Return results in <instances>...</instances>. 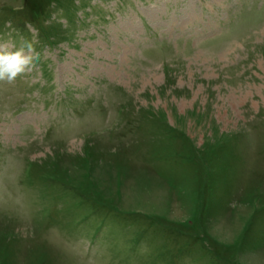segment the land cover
Wrapping results in <instances>:
<instances>
[{"label":"rangeland","instance_id":"rangeland-1","mask_svg":"<svg viewBox=\"0 0 264 264\" xmlns=\"http://www.w3.org/2000/svg\"><path fill=\"white\" fill-rule=\"evenodd\" d=\"M24 42L0 264H264V0H0Z\"/></svg>","mask_w":264,"mask_h":264},{"label":"clouds","instance_id":"clouds-1","mask_svg":"<svg viewBox=\"0 0 264 264\" xmlns=\"http://www.w3.org/2000/svg\"><path fill=\"white\" fill-rule=\"evenodd\" d=\"M25 50L27 53L25 54ZM32 45L24 42L16 51L0 50V80L11 82L18 75L30 71L35 63Z\"/></svg>","mask_w":264,"mask_h":264}]
</instances>
